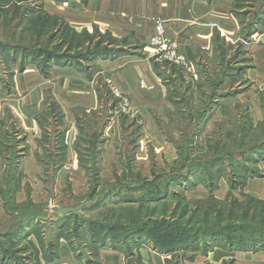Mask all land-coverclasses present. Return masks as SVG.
<instances>
[{
	"label": "rangeland",
	"instance_id": "obj_1",
	"mask_svg": "<svg viewBox=\"0 0 264 264\" xmlns=\"http://www.w3.org/2000/svg\"><path fill=\"white\" fill-rule=\"evenodd\" d=\"M92 1L0 0L1 86L28 70L61 84L32 103L31 151L25 125L1 124L0 264H264V0H229L236 31L211 24L182 66L149 46L174 22L139 5L102 22ZM135 62L163 99L138 108L112 84Z\"/></svg>",
	"mask_w": 264,
	"mask_h": 264
},
{
	"label": "crops",
	"instance_id": "obj_2",
	"mask_svg": "<svg viewBox=\"0 0 264 264\" xmlns=\"http://www.w3.org/2000/svg\"><path fill=\"white\" fill-rule=\"evenodd\" d=\"M244 1L242 0V2ZM252 1H255V5L259 3V0ZM229 3V0H94L89 4L91 6L92 4H96L101 7L100 10L97 9L95 14L97 20L111 22L112 24L120 21L119 15L121 13H133L136 5L142 7L143 11L146 7L150 16H161L175 23L172 28H168V33L176 43L179 52H186L188 54L193 48L198 49L200 53L210 48L208 42H210L212 33L216 34L215 27L211 26V24H214L216 21L219 22L217 27L227 32H231V30L225 29V26L233 27L236 31V21L229 14ZM244 3L249 2L245 1ZM148 28L150 29V27ZM153 28L154 26L152 27L150 37L153 33ZM147 33L143 35L144 39H147L149 35ZM129 69L130 77H125L121 72L114 74L115 80H111L116 89L120 90L121 88L123 91L130 89L131 101L136 103L138 108L142 107V102L150 105L153 101H157V96L160 101L163 95L160 87L157 86V80L151 73V67L146 62H135L129 65ZM13 80V89L10 88L12 90L9 91L4 90L0 84V103H5L4 106L6 108L5 110L0 109V144L2 141L4 142L2 137L6 134V131L1 129V124L9 123L8 119L10 118L14 124L18 122L26 126H24L23 130L24 133H27L26 144L29 145L31 151L35 139L37 141L42 140L39 125L36 124L34 119L29 118L32 114V109H30L32 103L40 101L44 93L47 95V92L50 91L55 96V92L61 88V84L59 85L54 80L45 81L37 73H33L30 70ZM85 89L88 91V88ZM65 92L62 93L64 99L70 98ZM82 98L91 102L89 96ZM16 165L22 169L23 181H29V179L32 181L39 176V164L36 163L31 152L20 161V164ZM12 166H15V164ZM12 169L15 175L17 171L14 167ZM6 176L4 175V179L7 178ZM25 176L28 178L25 179Z\"/></svg>",
	"mask_w": 264,
	"mask_h": 264
},
{
	"label": "built area",
	"instance_id": "obj_3",
	"mask_svg": "<svg viewBox=\"0 0 264 264\" xmlns=\"http://www.w3.org/2000/svg\"><path fill=\"white\" fill-rule=\"evenodd\" d=\"M149 46L159 61H166L175 66L185 65V57L179 52L176 44L167 38L164 22L160 19L154 21Z\"/></svg>",
	"mask_w": 264,
	"mask_h": 264
},
{
	"label": "water",
	"instance_id": "obj_4",
	"mask_svg": "<svg viewBox=\"0 0 264 264\" xmlns=\"http://www.w3.org/2000/svg\"><path fill=\"white\" fill-rule=\"evenodd\" d=\"M79 209H80V206L74 207V208H63V209H58V212L62 213V214H74V215H77Z\"/></svg>",
	"mask_w": 264,
	"mask_h": 264
},
{
	"label": "trees",
	"instance_id": "obj_5",
	"mask_svg": "<svg viewBox=\"0 0 264 264\" xmlns=\"http://www.w3.org/2000/svg\"><path fill=\"white\" fill-rule=\"evenodd\" d=\"M100 203L97 204V206L99 205ZM36 205V204H35ZM94 207H96V205H94ZM37 218V217H36ZM31 220H35V219H31ZM82 221V220H81ZM80 221V223H81ZM62 224H65V222H62Z\"/></svg>",
	"mask_w": 264,
	"mask_h": 264
}]
</instances>
